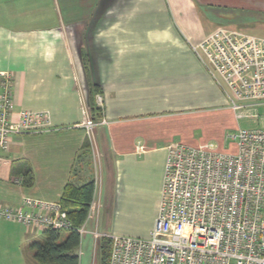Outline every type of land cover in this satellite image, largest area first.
Instances as JSON below:
<instances>
[{
  "label": "crops",
  "instance_id": "crops-1",
  "mask_svg": "<svg viewBox=\"0 0 264 264\" xmlns=\"http://www.w3.org/2000/svg\"><path fill=\"white\" fill-rule=\"evenodd\" d=\"M223 26L264 37V0H0V72L12 76L14 108L46 110L54 127L0 148V204L60 200L67 182L97 177L79 264L98 263L91 230L147 237L170 143L236 149L211 139V116L236 118L192 47ZM90 82L105 120L93 133L98 160L79 126ZM20 160L31 185L12 171ZM37 231L0 219V264H27L22 244Z\"/></svg>",
  "mask_w": 264,
  "mask_h": 264
},
{
  "label": "built area",
  "instance_id": "built-area-1",
  "mask_svg": "<svg viewBox=\"0 0 264 264\" xmlns=\"http://www.w3.org/2000/svg\"><path fill=\"white\" fill-rule=\"evenodd\" d=\"M193 50L228 98L235 118H257L264 108V37L240 29L218 27ZM0 148L21 133L54 129L46 110H15L12 76L1 71ZM102 108V95L95 94ZM105 122L91 116L83 127L97 159L94 130ZM228 137L235 151L220 150L214 142L167 146L159 209L147 237L91 230L96 243L110 239L107 264H264V122L240 128ZM98 160V159H97ZM95 190L84 224L95 219ZM20 183V178H14ZM0 219L31 230H63L71 226L59 200L25 196L17 205L0 204ZM80 255V251H79Z\"/></svg>",
  "mask_w": 264,
  "mask_h": 264
},
{
  "label": "trees",
  "instance_id": "trees-1",
  "mask_svg": "<svg viewBox=\"0 0 264 264\" xmlns=\"http://www.w3.org/2000/svg\"><path fill=\"white\" fill-rule=\"evenodd\" d=\"M100 93L96 83L88 86V107L91 116L96 120L100 117L102 108L95 102V94ZM13 173L21 174L23 184L31 185L33 175L30 165L24 161H16L12 166ZM95 190V182L87 181L75 185L71 181L65 184L60 202L71 221L68 229H45L40 236L32 237L27 243L33 251L28 264H79L80 234L78 228L84 224L89 205ZM98 264H107L110 250V239L101 237L98 240Z\"/></svg>",
  "mask_w": 264,
  "mask_h": 264
},
{
  "label": "rangeland",
  "instance_id": "rangeland-1",
  "mask_svg": "<svg viewBox=\"0 0 264 264\" xmlns=\"http://www.w3.org/2000/svg\"><path fill=\"white\" fill-rule=\"evenodd\" d=\"M259 112L261 115L258 116L257 118L242 117V118L238 119V121H236L233 118L221 117L218 114H216V116H211V139L221 141L222 143L224 141L223 146L225 148H230V146H228V143H230V141H232V140L228 137V135L235 133L237 131L238 127L249 128V127L261 126L263 124V122H264V108L259 110ZM194 134H196L195 137H197L198 139H201V136L203 135L199 131H195ZM177 137H179V136L177 135ZM225 137H227V138L224 140ZM174 140H179V139L174 138ZM41 233H42V231H41V229H39V231H37L34 235L40 236ZM97 250H98V247H97ZM21 251H22L21 254L22 253L24 254L25 261L28 264L29 259H31V257H32L33 251L28 247L27 242H25V243L23 242ZM78 252H79V250H78ZM11 254H12L11 252L8 253V255H11ZM97 255H98V253L95 255L96 259L98 260ZM17 256H19V255H17ZM10 258L11 257L9 256V259ZM12 260H11V262H12Z\"/></svg>",
  "mask_w": 264,
  "mask_h": 264
}]
</instances>
